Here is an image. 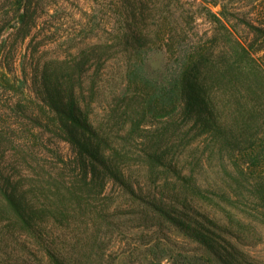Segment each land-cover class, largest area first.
I'll return each mask as SVG.
<instances>
[{
  "label": "trees",
  "instance_id": "obj_1",
  "mask_svg": "<svg viewBox=\"0 0 264 264\" xmlns=\"http://www.w3.org/2000/svg\"><path fill=\"white\" fill-rule=\"evenodd\" d=\"M117 1L128 14L105 41L73 51L40 47L32 37V51L21 58L18 43L36 27L40 1L0 7V264H117L112 255L126 245L117 237L123 208L141 210L143 222L167 221L210 264H248L237 250L251 239L247 227L234 225L229 213L223 225L208 215L196 219L186 197L178 192L168 201L164 192H171L159 183L171 176L174 186L213 201L174 154L171 136L192 133L202 137L196 151H217L222 161L218 201L248 207L264 221V70L224 27L217 55L188 45L163 12L165 1ZM157 54L166 57L162 67L151 65ZM239 78L263 89L259 106L237 90ZM180 124H189L185 134L176 132Z\"/></svg>",
  "mask_w": 264,
  "mask_h": 264
},
{
  "label": "rangeland",
  "instance_id": "obj_2",
  "mask_svg": "<svg viewBox=\"0 0 264 264\" xmlns=\"http://www.w3.org/2000/svg\"><path fill=\"white\" fill-rule=\"evenodd\" d=\"M4 1L0 0V7H6ZM39 1L36 27L22 45L18 43V58L23 57L24 53L30 54L32 45H29V41L32 37L33 43L40 47L63 45L72 48L73 51L83 45L105 41L108 38L105 32L122 28L124 26L123 14H128V8L117 0ZM163 1L166 3L162 6L163 12L171 15L172 24L187 34L188 45L191 43L205 45L218 55V50L225 44V41L220 37L224 27L239 44L251 47L249 50L253 61L264 70V0ZM258 30L262 32L259 33ZM94 32H99L97 37ZM9 40L13 41L14 39L10 37ZM165 60L166 57L163 54L154 55L151 65L162 67ZM236 88L248 93L251 105L259 106L256 97L260 95V92H263V89H260L261 87L255 81L250 78L249 81L239 78L236 81ZM188 125H178L175 127L176 132L178 130L181 135L185 134ZM176 134L171 136L172 142L175 143L174 154L178 163L186 165L184 175H188L190 171L193 172L192 177L195 184L203 191H207L209 199H213V201L199 199L197 196L187 193L182 187L174 186L171 176L168 178L167 185L162 181L159 183L164 191L167 189L171 192V194L164 192L166 199L169 197L167 200H172V195L179 192L182 197L184 196L188 200L187 208L192 209L193 212L190 213L192 217L195 215L196 219H199L197 218L199 214L208 215L219 219L218 223L221 225L225 222L228 223L223 214L229 213L234 220V225H243L250 232L251 239L243 245H237L238 252L247 258L248 264H264V221L258 216L256 217L248 207L238 209L230 207L226 203L219 202L216 197L219 191L225 190L221 183L223 178L221 175L222 161H219L217 151H214L213 154L205 152L202 156L201 149L196 151V146L199 145L201 148L202 137H195L191 133L180 140V136ZM261 137L264 138V132ZM54 146L64 158L71 156L67 144L56 141ZM206 153L209 154V159H206ZM195 160L198 162V167L195 166ZM191 166L194 171L190 169ZM226 169L229 170V166ZM132 170L135 178H142L145 175L143 170L137 171L135 168ZM106 193H116V191L113 192L112 187L107 186ZM113 197L115 198L116 195L113 194ZM256 199L253 198V202L258 201ZM126 200L125 197L124 199L118 198L113 206L123 205ZM140 211L136 208H123L122 212L118 214L122 223L120 230L124 233L117 234V237L126 245L112 255L115 263L210 264L203 258L199 259V254L204 252V249L185 233L167 221L143 222L139 219ZM219 235L221 238L235 243L231 236ZM148 243L155 246L146 252L147 249H144V245ZM137 246L138 250L134 251L132 256L126 257L130 249Z\"/></svg>",
  "mask_w": 264,
  "mask_h": 264
}]
</instances>
